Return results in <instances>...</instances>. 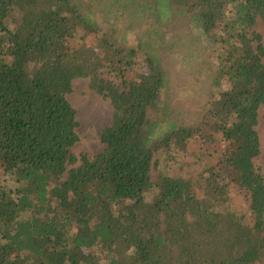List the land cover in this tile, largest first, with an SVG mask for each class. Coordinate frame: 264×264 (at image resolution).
<instances>
[{"label": "trees", "instance_id": "obj_1", "mask_svg": "<svg viewBox=\"0 0 264 264\" xmlns=\"http://www.w3.org/2000/svg\"><path fill=\"white\" fill-rule=\"evenodd\" d=\"M262 15L264 0H0V264H264ZM171 56L197 118L174 100ZM85 78L113 110L92 159L71 152L67 96ZM212 134L216 164L172 175L187 142ZM234 183L252 223L229 207Z\"/></svg>", "mask_w": 264, "mask_h": 264}, {"label": "rangeland", "instance_id": "obj_2", "mask_svg": "<svg viewBox=\"0 0 264 264\" xmlns=\"http://www.w3.org/2000/svg\"><path fill=\"white\" fill-rule=\"evenodd\" d=\"M120 29L121 27H119ZM253 29L261 36L264 46V15L256 17ZM123 36L129 44H132V41H135L138 37L137 33L130 31L126 34L124 33ZM70 43L75 48L83 44L88 46H90L89 44H94L92 36H86L85 41H82L77 36L71 39ZM209 58L211 59L209 61L212 67L215 68L214 58ZM135 67V72L126 73L128 79L134 78L135 74L141 71L140 62H137ZM166 67L169 71L171 87L174 89V100L183 110L191 114L195 113L192 116L196 118L199 117L197 103L194 102V98L188 92L190 86L184 70L173 56L167 61ZM226 87L224 84L219 90H224ZM67 99L76 112V119L79 124L77 129L78 141L71 152L76 157L86 156L88 159H92L104 149L99 136L100 132L111 123L113 110L110 101L92 90L87 78L75 79L72 82V92L67 96ZM87 110H90L94 115L89 114ZM255 128L260 140V155L255 160V166L264 177V110L259 111L258 123ZM212 137L216 140H205L197 137L188 141L186 151L177 153L175 156L174 160L177 161V164L172 175L197 179V174L200 171L207 169L208 166H214L221 155L223 145L218 136L212 134ZM164 157L165 154L162 151L155 156L158 165L152 171L154 182H157L158 178L163 174H168L164 167ZM172 162L171 160L168 161L167 166H172ZM152 196L153 194H147V200H151ZM229 207L242 215L248 223L253 222V217L249 211L248 195L236 183L230 186Z\"/></svg>", "mask_w": 264, "mask_h": 264}, {"label": "bare ground", "instance_id": "obj_3", "mask_svg": "<svg viewBox=\"0 0 264 264\" xmlns=\"http://www.w3.org/2000/svg\"><path fill=\"white\" fill-rule=\"evenodd\" d=\"M87 112L89 113V114H92V115H94L90 110H87Z\"/></svg>", "mask_w": 264, "mask_h": 264}]
</instances>
